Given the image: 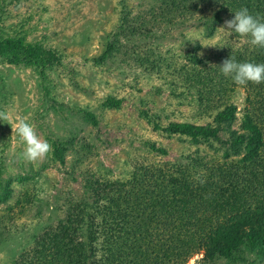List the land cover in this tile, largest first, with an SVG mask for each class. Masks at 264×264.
<instances>
[{
  "label": "rangeland",
  "instance_id": "374dc122",
  "mask_svg": "<svg viewBox=\"0 0 264 264\" xmlns=\"http://www.w3.org/2000/svg\"><path fill=\"white\" fill-rule=\"evenodd\" d=\"M160 5V0H0V38L57 50L62 63L44 81L46 92L36 67L23 61L0 60V91L7 94L0 111L8 113L13 126L20 120L34 125L38 136L53 148L68 140L74 145L64 154L63 166L51 163L50 154L42 161L27 162L22 158L25 146L19 136L13 135L9 121L0 120L4 176L28 178L12 181L11 197L7 203H0V213L8 206L18 213L21 195L32 197V204L18 215L12 233L4 235L0 264H13L18 254L30 247L33 233L40 235L47 228H55L65 217L63 205L67 198L77 201L88 195L81 175L85 172L114 180L137 166H165L173 171L191 158H213L215 150L210 144L166 134L154 125L159 123L164 128L172 122H211L212 116H198L202 106L189 83L183 81V77L202 68L192 61L194 55L205 61L230 51L241 62L237 50L245 52L246 46L252 50L253 45L250 37L220 29L232 15H223L213 35L207 36L204 20L212 15L209 8L184 15L172 29L152 23V17L147 24L148 28L152 25V33L126 38L131 34L127 26L121 28L120 20L128 11L131 18L138 15L148 20L150 10L153 16ZM115 36L119 42L113 57L101 67L91 66L87 60L99 53L105 40ZM133 46L138 56L149 60L143 67L135 66L136 55L128 56ZM254 49L255 53L259 51L256 46ZM150 62L160 67L151 70ZM216 87L224 95L216 102L218 105L230 104L238 113L243 111L246 86L224 80ZM108 97L119 101L118 106L103 107ZM84 112L92 113L95 123L86 120ZM142 112L147 113L146 119ZM202 257L201 253L193 255L185 264H201Z\"/></svg>",
  "mask_w": 264,
  "mask_h": 264
},
{
  "label": "trees",
  "instance_id": "16d2710c",
  "mask_svg": "<svg viewBox=\"0 0 264 264\" xmlns=\"http://www.w3.org/2000/svg\"><path fill=\"white\" fill-rule=\"evenodd\" d=\"M160 1L159 12L151 16V9L148 20L138 15L131 18L130 11L121 18V28L127 26L131 34L126 38L152 33V25L147 26L152 17V23L172 29L184 15L202 13L203 8L212 11L204 20L209 37L223 15L234 17L241 8L264 19V0ZM118 42L116 36L105 40L99 53L87 61L93 67H101L113 57ZM254 48L250 50L246 46L245 52L237 50L236 55L241 62L264 63V48L256 46L259 50L256 53ZM130 52L132 55L128 56L136 55L135 66L143 67L149 62L148 58L136 54L135 46ZM59 53L39 44L0 38V60L23 61L36 67L46 92L44 81L62 64ZM232 54L221 52L205 61L194 55L192 61L200 63L202 68L183 77L202 106L198 116H212L211 122H172L164 128L159 123L154 125L166 134L210 144L215 150L213 158L204 161L191 158L173 171L165 166L158 169L137 166L114 180L89 171L81 174L88 195L77 201L67 198L63 205L65 217L55 228H47L40 235L33 233L30 247L24 248L13 264H185L200 253L201 264L221 261L223 264H264V84L246 85V102L240 113L233 105L221 102L218 105L216 102L224 95L216 86L224 80L232 81L222 74L220 65ZM150 63L151 70L160 67ZM6 100L7 94L0 91L1 108ZM118 104L119 101L108 97L103 107ZM84 116L95 123L92 113L84 112ZM141 116L146 119L147 113L142 112ZM213 143L217 146L213 147ZM150 146L153 150L154 146ZM73 147L71 140L58 143L49 160L63 166L64 154ZM4 174L0 157V203H7L11 197L12 181L28 179L5 178ZM21 198L18 213L11 206L0 213V248L5 246L4 235L12 233L18 215L24 214L26 206L32 204V197L21 195Z\"/></svg>",
  "mask_w": 264,
  "mask_h": 264
},
{
  "label": "clouds",
  "instance_id": "9594fccd",
  "mask_svg": "<svg viewBox=\"0 0 264 264\" xmlns=\"http://www.w3.org/2000/svg\"><path fill=\"white\" fill-rule=\"evenodd\" d=\"M220 29L229 33L235 32L240 37H250L251 45L264 48V19L253 16L247 8L236 11L234 17L226 20ZM201 55L203 54L201 53ZM220 69L225 77H230L238 86H246L248 83L264 84V63H241L231 56L223 60ZM0 120L9 121L13 135L19 136L20 141L25 146L22 158L27 162L42 161L53 152V146L38 136L34 125L31 123L20 120L16 126H13L6 111H0Z\"/></svg>",
  "mask_w": 264,
  "mask_h": 264
}]
</instances>
